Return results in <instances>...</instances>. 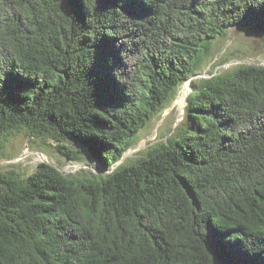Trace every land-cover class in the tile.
<instances>
[{
  "label": "trees",
  "instance_id": "obj_1",
  "mask_svg": "<svg viewBox=\"0 0 264 264\" xmlns=\"http://www.w3.org/2000/svg\"><path fill=\"white\" fill-rule=\"evenodd\" d=\"M231 28L264 32V0H0V155L62 156L0 166V264H264V66L191 80Z\"/></svg>",
  "mask_w": 264,
  "mask_h": 264
},
{
  "label": "rangeland",
  "instance_id": "obj_2",
  "mask_svg": "<svg viewBox=\"0 0 264 264\" xmlns=\"http://www.w3.org/2000/svg\"><path fill=\"white\" fill-rule=\"evenodd\" d=\"M225 60L227 62L222 63ZM240 65H264V32L231 28L226 38L215 40L209 44L204 49L201 64L196 68L194 86L200 88L202 79L233 71ZM216 66L218 67L216 68ZM183 91L184 87L173 105L160 118L154 120L147 130L141 133L137 146L130 150L131 153L126 154L125 159L134 162L146 154L150 147L167 140L169 131L173 127H177V122L181 123L185 115L184 106L189 93L183 98ZM189 92H191L190 88ZM180 99L182 101L178 102ZM54 147L45 145L41 140L30 141L26 134L19 135L6 144L4 154L0 155V159H2L0 166L3 168L15 166L25 174L32 173L42 162L57 166L56 163L62 156ZM67 164L64 168L59 167V169L65 173H74L86 168L84 164L76 162H68Z\"/></svg>",
  "mask_w": 264,
  "mask_h": 264
},
{
  "label": "bare ground",
  "instance_id": "obj_3",
  "mask_svg": "<svg viewBox=\"0 0 264 264\" xmlns=\"http://www.w3.org/2000/svg\"><path fill=\"white\" fill-rule=\"evenodd\" d=\"M188 93H189V85L186 84V85L184 86V91H183V93H182L183 98H184ZM180 101H182V100L180 99L178 102H180ZM129 153H131V151H129V152L127 153V155H128Z\"/></svg>",
  "mask_w": 264,
  "mask_h": 264
},
{
  "label": "water",
  "instance_id": "obj_4",
  "mask_svg": "<svg viewBox=\"0 0 264 264\" xmlns=\"http://www.w3.org/2000/svg\"><path fill=\"white\" fill-rule=\"evenodd\" d=\"M264 66V65H263ZM194 78H192L191 80H193ZM190 80V81H191ZM190 81H188V82H190ZM186 105H187V99H186V103H185V106H184V113H185V107H186ZM182 120H184V116H183V118H182ZM180 124V122H177V126ZM125 158H126V155L124 156V158L121 160V162L120 163H122L124 160H125ZM45 163H47V162H45ZM54 167H57L56 165H53Z\"/></svg>",
  "mask_w": 264,
  "mask_h": 264
}]
</instances>
